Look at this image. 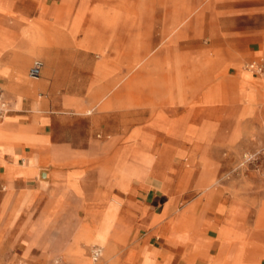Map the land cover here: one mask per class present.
Wrapping results in <instances>:
<instances>
[{"label":"rangeland","instance_id":"1","mask_svg":"<svg viewBox=\"0 0 264 264\" xmlns=\"http://www.w3.org/2000/svg\"><path fill=\"white\" fill-rule=\"evenodd\" d=\"M55 1L59 2L48 3ZM63 8L66 15L58 36L47 37V49L54 57L59 54L61 69L64 63L69 69L68 89H59L55 100L44 89L29 94L18 71L28 65L23 72L26 82L41 85L43 76L38 81L28 77V69L40 56L15 47L12 66L5 72H13L27 93L23 88L17 108L8 92L0 90L9 111L0 124L19 115L13 120L17 128L49 136L50 145L105 148L111 169L102 168L101 173L112 175L124 192L132 191L131 183L139 173L152 174L141 182V199L154 187L159 198L152 209L160 211L169 199L179 196L177 207L169 201L152 224L166 238L165 245L178 246L185 261L193 255L195 264H217L215 258L222 259L219 264L240 260L264 264V73L250 69L253 63L264 66V0H63L61 6L42 8L41 17L28 21L17 34L22 37L29 30L33 35L37 24L44 22L56 25ZM2 14L14 16L11 10ZM36 45V40L30 41L31 52ZM46 67L45 63L43 74ZM18 90L9 91L19 94ZM29 98L43 99L46 105L40 110L30 108ZM12 140L42 152L47 149L46 140L28 132ZM43 157L53 164V157L43 153L36 163ZM133 161L142 164L141 172ZM153 180L160 183L152 186ZM120 204L113 198L99 217H77L73 225L70 219H62L61 227H55L53 221L42 219L30 230L46 228L47 242L41 244V235L36 234L30 245L43 250L33 249L24 257L20 248L0 246V264L2 259L31 264L32 258L43 254L45 264H55L57 259L61 264H91V247L96 244L104 249L99 264L171 263L172 255L151 249L167 253L157 242L138 258L132 248L125 254L119 249L126 239L115 237L117 244L110 243L112 231L119 229ZM188 206L236 222L238 230L232 226L219 230V240L212 241L213 256L201 244L200 226L187 216L178 218V210ZM18 215L4 218L0 230H17L24 222ZM37 217L36 213L34 221ZM61 230H76L75 240L55 250ZM172 230L178 232L171 234ZM87 238L95 241L85 244Z\"/></svg>","mask_w":264,"mask_h":264},{"label":"crops","instance_id":"2","mask_svg":"<svg viewBox=\"0 0 264 264\" xmlns=\"http://www.w3.org/2000/svg\"><path fill=\"white\" fill-rule=\"evenodd\" d=\"M62 4L63 0L52 3H48V0H0V32L5 33L7 36L4 37L0 34V90L8 92V95L14 101V106L17 108L23 100L21 98L22 100L19 103V95L21 94V97L24 95L23 88L26 93L27 88L31 95L36 89L51 91L55 100L57 91L62 88L68 89L70 85L69 69L65 67V63L63 69H61L59 54L54 57L47 49V37L50 34L58 36V29L66 15V8H63L58 13V26L57 24L51 25L49 22H44L37 24L33 35H29V30L24 31L22 37L17 34L19 29L25 26L28 21H34L41 17L42 8L58 7ZM9 10L14 14L13 17L2 14ZM29 27L31 28V26ZM31 40H36L37 44L33 52L29 49ZM15 47L20 50H28L30 53L38 52L41 59H36L42 60L44 64L46 63L47 74H43L45 71L44 66L42 73L43 83L41 85L33 86L26 82L23 72H26L27 67H29L28 65L21 67L23 71H18V76L26 88L19 83L17 76L13 72H5L8 67L12 66ZM23 47H27V49ZM214 65L216 66V63ZM215 76H217V72H215ZM17 87H20V90H18L19 94L9 91L10 89L15 90ZM29 99L31 100L30 108L37 106L38 110H40L41 107L44 108L46 105V101L43 99H40L41 102H33V98ZM85 103L88 104L90 101ZM16 117H19V115H13L0 124V222L4 218H15L16 212H19L16 218L24 219V222L17 230H0V246L3 249L20 248L23 252L22 255L25 257L31 250L41 249V246L30 245L31 240L35 238L36 234L41 235V244L45 241L47 242L46 235L48 230H45L46 228L44 230H30L40 220L48 218V223L53 221L55 227H61L62 219H70V224L73 225L72 219H77V217L80 219L90 216L99 217L104 213L108 203L113 198H116L121 203L117 210L119 229L112 231L111 244H117L115 237L126 239V244H118L119 249L124 251L123 254H125L127 249L132 248L138 258L143 250L150 249V243L157 242L166 248L167 253H164L161 248L151 247V249H159L161 254L172 255V260L169 264L173 262H178V264H195L193 255H190L185 261L183 259V252H177L178 246L169 245L171 242L165 245L166 238L159 236L156 232L157 230H155V226L152 224L154 218L162 214L165 205L169 201L172 204H176L177 207L179 196L169 199L160 211L153 210L152 207L155 206L159 198L154 194V187L151 188L152 190L147 191L144 200L141 199V195H143L141 182L143 180L148 181V178L152 177V174L143 176L139 173L138 177L134 178L137 182L133 181L131 183L132 191L124 192L116 186L112 175L106 174V176H103L101 173L102 168L111 169L110 164L105 160V148H98L97 150L93 148L81 149L63 143L50 145L48 142L49 136H37L31 130L17 128L13 122ZM35 123L38 124V121H35ZM22 132L31 133L39 140H46L47 149L42 152L38 147H33L24 141H11L12 138ZM42 153L51 155L54 161L53 164H49V159L47 160L44 157L39 163H36L37 156ZM43 163H48L49 165H42ZM132 166L140 172L142 171L143 167L141 163L133 161ZM44 170L46 173L43 172ZM41 176L45 179L39 181L38 179ZM156 178L159 181H163L159 177ZM33 182H36V184L33 185ZM149 182L152 186L160 183L155 180ZM72 186L79 188L82 194H77ZM144 187L147 186L144 185ZM188 207H191L189 211L182 212ZM188 207L178 210V218L187 216L200 226L203 237L201 244L209 249L211 256H213L211 254L212 241L218 239L219 230L222 228L226 229L227 226L230 228L232 226L234 230H238L236 222L232 224L227 220L229 218L232 219L230 216L219 217L218 213L212 214L208 211L196 212L193 206ZM36 213L38 219L34 221ZM79 213H82V216L79 217ZM174 223L177 224L178 222L174 221ZM77 225L78 223H76L75 227ZM61 231L62 237L58 241L59 244L54 248L55 250L75 240L76 230ZM176 232L178 231L172 230L171 234H175ZM213 232L217 233L216 237L211 236ZM7 234L12 235L8 237ZM66 236H70V238L67 239ZM88 240L95 241L94 239L87 238L84 243L86 244ZM231 245L235 247L236 243H231ZM203 256L210 259L207 253H203ZM45 259V254L34 257L31 259V264H45ZM212 260L219 264L222 259L215 258ZM15 261L16 259H12L11 262H5L2 259V264H13ZM200 264L205 263L200 261ZM237 264L250 263L240 260Z\"/></svg>","mask_w":264,"mask_h":264},{"label":"built area","instance_id":"3","mask_svg":"<svg viewBox=\"0 0 264 264\" xmlns=\"http://www.w3.org/2000/svg\"><path fill=\"white\" fill-rule=\"evenodd\" d=\"M44 62L40 59H36L31 68L29 69V77L33 80H37L41 78L43 69H44ZM250 69L255 71L256 73L263 74L264 73V66L262 64L253 63L250 65ZM9 113L7 109V104L4 101L3 95L0 92V122L4 120L5 116H7ZM92 257L95 261H98L103 257V251L100 247H95V249L92 252ZM61 260L57 259L55 261V264H61Z\"/></svg>","mask_w":264,"mask_h":264},{"label":"bare ground","instance_id":"4","mask_svg":"<svg viewBox=\"0 0 264 264\" xmlns=\"http://www.w3.org/2000/svg\"><path fill=\"white\" fill-rule=\"evenodd\" d=\"M28 77H29V75H28ZM29 79H31V78L29 77ZM31 80H33V79H31ZM38 80H40V78L37 79V80H33V81H38ZM95 247H100V248L102 249V251H103V256H104V249H103V247L100 246V245H93V246L91 247V251H92V252H93V250L95 249ZM92 252H91V253H92ZM62 257L65 258L64 256H62ZM102 259H103V258H102ZM102 259H99L98 261H95V260L93 259V257L90 256L91 264H99V263L102 261Z\"/></svg>","mask_w":264,"mask_h":264}]
</instances>
